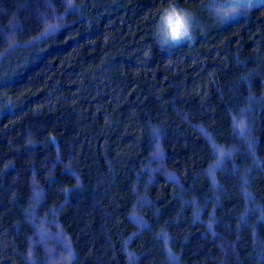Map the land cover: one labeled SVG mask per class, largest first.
<instances>
[{"label": "trees", "instance_id": "16d2710c", "mask_svg": "<svg viewBox=\"0 0 264 264\" xmlns=\"http://www.w3.org/2000/svg\"><path fill=\"white\" fill-rule=\"evenodd\" d=\"M226 1L0 0V264H264V2Z\"/></svg>", "mask_w": 264, "mask_h": 264}, {"label": "clouds", "instance_id": "9594fccd", "mask_svg": "<svg viewBox=\"0 0 264 264\" xmlns=\"http://www.w3.org/2000/svg\"><path fill=\"white\" fill-rule=\"evenodd\" d=\"M190 13L171 5L162 13L156 33V42L162 48L175 47L191 40Z\"/></svg>", "mask_w": 264, "mask_h": 264}, {"label": "rangeland", "instance_id": "374dc122", "mask_svg": "<svg viewBox=\"0 0 264 264\" xmlns=\"http://www.w3.org/2000/svg\"><path fill=\"white\" fill-rule=\"evenodd\" d=\"M264 2V0H227L224 3H216L215 5H208L207 8L217 18H232L237 17L244 11H247L251 6ZM192 21L190 20V24ZM192 26V24H191Z\"/></svg>", "mask_w": 264, "mask_h": 264}]
</instances>
